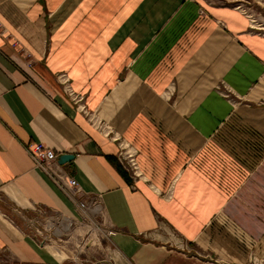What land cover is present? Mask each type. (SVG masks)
I'll return each instance as SVG.
<instances>
[{"label":"crops","instance_id":"0c3cea01","mask_svg":"<svg viewBox=\"0 0 264 264\" xmlns=\"http://www.w3.org/2000/svg\"><path fill=\"white\" fill-rule=\"evenodd\" d=\"M250 1L262 3L0 0V264H68L40 228L52 219L71 237L68 219L81 220L30 144L59 164L73 156L60 165L100 203L124 264L264 260V27L241 10ZM60 74L137 150L147 183L132 182ZM172 233L217 260L172 249Z\"/></svg>","mask_w":264,"mask_h":264},{"label":"built area","instance_id":"2783aa9c","mask_svg":"<svg viewBox=\"0 0 264 264\" xmlns=\"http://www.w3.org/2000/svg\"><path fill=\"white\" fill-rule=\"evenodd\" d=\"M261 4L257 2L260 7H264V0H261ZM249 3H247L248 5ZM250 10V8H248ZM247 9H243V12L248 15V18L251 21V17L253 15L248 13ZM202 10L200 9V12ZM254 23H256V20ZM261 25V23L259 24ZM2 30V31H1ZM258 30V28H257ZM3 33V26L0 23V34ZM60 83L63 86V90L68 94L71 101L76 107V110L80 113L86 115L87 110L84 105V98L82 95L76 94L69 86L65 85L67 83V79H65L64 75H60L59 77ZM26 150L34 162L35 166L42 170L61 190L62 192L72 201L77 203V207L81 212V220L73 221L68 219V223L66 228H73L75 225L82 227H93L94 230L102 231L103 236L105 238H110L115 235L112 231H104L102 229L103 222L98 221L97 218L100 216V203L96 199H92L86 194H83V191L79 185V183L72 177L69 176L62 168V166L58 163V156L49 149L44 148L41 144H30L26 147ZM133 157L130 156V153L127 151H119L117 154V159L119 164L125 168V170L129 173L131 179L134 180V184L139 180H142L141 173L138 171V167H136V163H134ZM96 215L98 217H96ZM55 227L60 226L58 222H55ZM49 224L48 222L46 223ZM46 225V226H47ZM58 230V227L55 230L47 231L46 228H42L40 234L46 233L47 235L43 238V242L51 243L52 237L54 238H62L63 235L58 236L55 234V231ZM246 264H264V260H260L255 258L252 255L248 256V260Z\"/></svg>","mask_w":264,"mask_h":264},{"label":"rangeland","instance_id":"374dc122","mask_svg":"<svg viewBox=\"0 0 264 264\" xmlns=\"http://www.w3.org/2000/svg\"><path fill=\"white\" fill-rule=\"evenodd\" d=\"M255 6V7H254ZM248 10V8H250V10H248V13L253 15V17L250 16V18H253L256 20V25H259L261 23V25H263L264 27V7H260L258 4L253 3V1H250V4H246L245 6ZM257 9V10H256ZM243 10V9H241ZM252 21V19H251ZM253 26L254 23H252ZM261 27V26H259ZM258 28V32H264V30H260L261 28ZM60 75H64L65 79H67V83L65 85L70 87V82H69V78L66 74H60ZM170 89L167 90L166 94H164L165 98H169V101L171 100L172 95H170ZM68 95V94H67ZM83 96V95H82ZM69 97V96H68ZM70 98V97H69ZM85 102V101H84ZM175 102H171V104H174ZM87 108V107H85ZM87 110V109H86ZM86 116L87 119H89L90 121L93 122V124H95V126H97L99 128V130L101 132H103L102 134H104L107 138H109V140L113 141L114 143H116L119 151H127L128 153H130V156H132L134 163H136V167H138V171L141 173V178L142 180H139L141 182H145L147 183V179L145 178L138 160H137V150L128 142H126L120 135H118L117 132H115L113 129H110V126L108 124H106L105 122L101 121L99 117H96L95 115L92 116L91 113H89L87 111V114L84 115ZM99 118V119H98ZM118 151V152H119ZM132 182H134L133 179H131ZM165 197V196H164ZM48 217V216H47ZM51 217H53V215H51ZM46 218V216H45ZM40 219V218H36ZM98 221H102L101 217L97 218ZM40 223L44 224L42 221H39ZM164 224H162V227H165V222H163ZM50 225H54V224H50ZM37 226V225H36ZM58 226H56L57 228ZM91 228L93 229V227L91 226ZM102 229L104 231H107L104 227H102ZM41 230V228H40ZM59 229L56 230L57 233H59ZM64 232V230H63ZM98 240H99V244H91L89 242V234H83L82 237H79V245L78 242H74L72 239H70L71 237H65L62 239H56L53 236L52 239H54L56 241V243L64 248L67 252L69 253V263L68 264H124L122 261V258L116 254V252L113 249V246L110 244L109 239L105 238L103 236L102 231H98ZM46 233H42L39 235V237L41 238V240L43 241V238L46 236ZM172 236L177 237L174 233H172ZM178 239L172 240V243H168V245H170V247L172 249H176L178 251H181L183 253L189 254V255H193L196 257H201V258H205L206 260L209 261H215L217 260V258L211 256L209 253L207 252H202L201 247H199V245L196 242H192L189 243L187 242L182 236H180L178 234ZM197 244V245H196ZM192 246L194 248H192ZM81 247V248H79Z\"/></svg>","mask_w":264,"mask_h":264},{"label":"bare ground","instance_id":"6f19581e","mask_svg":"<svg viewBox=\"0 0 264 264\" xmlns=\"http://www.w3.org/2000/svg\"><path fill=\"white\" fill-rule=\"evenodd\" d=\"M50 224H54V225H50ZM48 225H50L51 226V228H52V230H55L56 229V227H55V222H54V220H50L49 221V224ZM82 228H85V233L86 234H89V242L91 243V244H99L100 245V243H99V240H98V232L96 231V230H94V229H92V228H88V227H82ZM78 229H80V228H77L76 230H78ZM63 232V231H62ZM64 232L65 233H68V236H71V238H72V240L74 241V238H76V242H78V245L77 246H80L79 245V235H75V230H68L67 228L66 229H64ZM61 233V231H59V233H57L56 231H55V234L56 235H59ZM79 248H81V247H79ZM67 253V252H66ZM70 253V252H69ZM68 258H70L69 257V254L67 255V259Z\"/></svg>","mask_w":264,"mask_h":264},{"label":"water","instance_id":"95a60500","mask_svg":"<svg viewBox=\"0 0 264 264\" xmlns=\"http://www.w3.org/2000/svg\"><path fill=\"white\" fill-rule=\"evenodd\" d=\"M73 158V156H67V155H63L59 158V162L60 164H63L69 160H71Z\"/></svg>","mask_w":264,"mask_h":264}]
</instances>
